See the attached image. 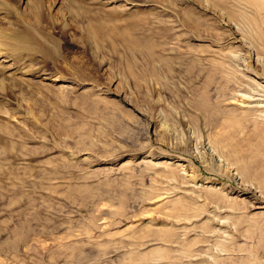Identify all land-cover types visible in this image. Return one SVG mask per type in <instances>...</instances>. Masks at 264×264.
Returning <instances> with one entry per match:
<instances>
[{"label":"rangeland","instance_id":"obj_1","mask_svg":"<svg viewBox=\"0 0 264 264\" xmlns=\"http://www.w3.org/2000/svg\"><path fill=\"white\" fill-rule=\"evenodd\" d=\"M262 14L0 0V264H264Z\"/></svg>","mask_w":264,"mask_h":264},{"label":"bare ground","instance_id":"obj_2","mask_svg":"<svg viewBox=\"0 0 264 264\" xmlns=\"http://www.w3.org/2000/svg\"><path fill=\"white\" fill-rule=\"evenodd\" d=\"M197 2H200V1H205V0H196ZM237 1V3L240 5V2L241 3H243L245 6H247V7H253V8H255V9H257V10H259L260 12H262L263 14V17H262V23L264 24V0H236ZM135 43V42H134ZM256 53V52H255ZM236 54V53H235ZM234 53L232 54V55H230V56H232L233 58H239V55H235ZM251 55V54H250ZM254 58V57H253ZM238 60V59H237ZM236 60V61H237ZM255 60H258V58H256ZM257 62V61H256ZM238 63V62H237ZM239 63H240V60H239ZM261 94V93H260ZM246 95V94H245ZM239 97H240V104H241V106L242 107H244L243 109V113H242V115H240V117H235V116H229V119H227L226 120V123H227V126H229L230 128H232V129H236L237 127L238 128H240V126H239V124H240V122H242L243 121V118H245V120H247V121H251V122H253L254 124H255V126H260V127H256L257 129H255V132H254V136H256V137H262V136H264V97H258V98H256V99H253V98H250V97H246V96H244V95H239ZM230 112V111H229ZM252 112V113H251ZM254 112V113H253ZM258 112V113H257ZM263 138V137H262ZM210 142V143H209ZM213 142V140L211 141H209V140H207V142L206 143H204V147L206 148V149H211L212 150V145H214V143H212ZM212 144V145H211ZM231 146L232 147H234V144H231ZM250 146L252 147V150H253V152H255V151H259V149H260V147H258V148H256V147H253L252 145H251V143H250ZM144 160V159H143ZM141 161L143 164H145V163H149V161ZM245 163V162H244ZM246 164V163H245ZM153 165V167L155 168V169H157V168H164V170H165V168L169 171H171V173L172 174H168V171H167V174H165L164 175V177H166V180L168 179H173L172 177H173V175H175V176H178L179 178L181 177V175L183 174V172H182V170H183V166L182 165H179V164H177V161H163V162H154V164H152ZM241 166L243 167V168H245V166L243 165V164H241ZM182 167V168H181ZM247 172V170H246V168L243 170V173H246ZM262 179H261V182L264 184V177L262 176L261 177ZM207 182H202L201 183V185L202 184H206ZM200 186V185H199ZM199 186H197V188L195 189V190H193V191H200L199 190ZM186 193V192H185ZM170 195L171 194H168L167 193V195L165 196V198H170ZM172 196V195H171ZM166 201H168V200H166ZM166 201H164V202H162V204H160V205H165L166 204ZM263 206H258V207H256V208H262ZM255 208V209H256ZM204 216H206V215H204ZM205 218V217H204ZM189 219V218H188ZM193 219V218H192ZM195 221H198V220H196V219H194ZM179 221V220H178ZM190 222L192 221V220H189ZM192 222H194V221H192ZM213 222H215L216 224H218V225H221L222 226V222L221 221H219V220H214ZM228 222V221H227ZM224 223V222H223ZM220 227V226H219ZM167 233V235H166V239H168L169 237H171L170 235H171V232H166ZM215 233H216V230H214V231H209L208 232V237H213L214 235H215ZM205 234V233H204ZM168 237V238H167ZM166 239L164 240V242L166 241ZM169 241H170V239H168ZM167 240V241H168ZM170 243V242H169ZM171 246V245H170ZM153 250V249H152ZM168 250V249H167ZM153 252L154 253H157V251H156V249L155 250H153ZM158 252H159V256H162V257H164V255H165V253L162 251V250H159L158 249ZM150 254H151V251H150ZM149 254V255H150ZM139 256V258L141 257L140 255H138ZM144 257H142V259H143ZM141 259V258H140ZM139 259V260H140Z\"/></svg>","mask_w":264,"mask_h":264}]
</instances>
